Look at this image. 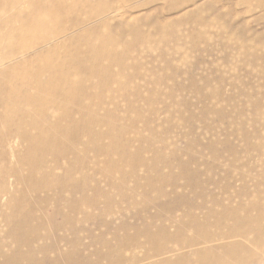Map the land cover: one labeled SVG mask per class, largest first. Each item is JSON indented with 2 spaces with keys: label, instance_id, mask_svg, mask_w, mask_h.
<instances>
[{
  "label": "rangeland",
  "instance_id": "1",
  "mask_svg": "<svg viewBox=\"0 0 264 264\" xmlns=\"http://www.w3.org/2000/svg\"><path fill=\"white\" fill-rule=\"evenodd\" d=\"M103 4L131 23L95 49L112 58L67 57L84 49L63 43L79 31L56 60L31 49L0 64V264H66L69 252L85 264H206L226 245L264 264V0H93L67 17ZM50 64L63 78L77 67L75 88ZM237 208L243 236L216 237ZM206 233L214 240L197 244Z\"/></svg>",
  "mask_w": 264,
  "mask_h": 264
},
{
  "label": "bare ground",
  "instance_id": "2",
  "mask_svg": "<svg viewBox=\"0 0 264 264\" xmlns=\"http://www.w3.org/2000/svg\"><path fill=\"white\" fill-rule=\"evenodd\" d=\"M93 0H12V1H9V0H3V1H0V9H3V8H10L11 9V12L13 14V18L10 19V20H7V19H0V43L7 37V29H9L12 33L11 36H9V39H17L18 41V44L17 46L13 49V50H10L9 52H7L5 55H3L1 58H0V64H8L10 65L12 62H15L17 59L16 55L17 54H24V53H29V51L32 49V53H33V58L32 59H35V60H38L39 58H45L47 57V59L50 57H56L57 53V50L58 48H62L61 46H63V44H61L60 40H62V38H64L65 36H69V34H75L76 32L79 33V31H82L80 32L81 34H79L77 37H75L76 39L74 40H70L69 42L70 43H67L68 41H63L66 42V44H69V46H71V50L72 48L74 49V46H72V43L73 44H76L78 42V40H80L82 38L83 40V46H84V49L83 51H81V53L79 52H76L75 53V56H72V52L71 54L67 53V57H70V58H76L77 60H84V61H89V62H93L95 61V63H97L98 61L102 60V59H108V58H112V55L113 53L112 52H109V50L106 52V51H95V49H97L98 46H101L102 48H104V46H109L110 48L115 45L117 43V40L119 39L120 36H122V34L124 33L123 31H126L127 28H129L131 26V23L130 21L127 19H122L119 17L120 15V8L118 6H114V7H106L104 4H103V7L101 9V11L99 12H94V13H86L85 14V17L82 18V19H79V18H73V19H69L67 16L68 14L71 12V11H74L78 8H83V9H87L89 7V5H91V2ZM102 3H104V0H101ZM94 3V2H93ZM8 4V5H7ZM2 12V11H1ZM119 17V18H118ZM114 22L115 23V27L112 26L110 27L109 25H111V23ZM130 24V25H129ZM89 29H86L88 28ZM131 28V27H130ZM123 29V30H122ZM69 30V32L67 33L66 31ZM110 30V31H109ZM95 38V39H93ZM71 44V45H70ZM60 46V47H59ZM65 46V45H64ZM69 46H65L64 48L66 50H69ZM76 47V46H75ZM69 48V49H68ZM65 50H63L64 52ZM95 51V52H94ZM62 52V53H63ZM66 52V51H65ZM70 52V50H69ZM31 53V54H32ZM60 54V53H59ZM63 55V54H61ZM60 55V56H61ZM66 53L63 55L64 57ZM118 56V55H117ZM59 57V56H58ZM31 58V57H30ZM53 58V60H54ZM57 58V57H56ZM55 58V60H56ZM15 59V60H14ZM117 59V58H116ZM48 61V60H47ZM87 61V62H88ZM108 61V60H107ZM51 62V61H50ZM110 62V61H109ZM10 63V64H9ZM95 63L93 62V64L95 65ZM13 64V63H12ZM91 64V63H90ZM16 65V63L14 64ZM49 65V63L47 64ZM51 65V64H50ZM93 65V66H94ZM52 66V65H51ZM49 66V68L51 67ZM92 66V65H90ZM99 66V64H98ZM41 68H37L35 71V75H38L47 71L46 68H44V66H40ZM61 67V66H60ZM105 67V66H104ZM103 67V68H104ZM108 67V65L106 66ZM48 68V67H47ZM53 68V72L51 73L50 71V75L51 77H54V80L56 78V76H59L60 77V80L62 79L63 83H61L62 85L64 86H68V88L70 87H74L76 86V82L74 80V82L72 81V79H70V76L72 73L71 71L73 70V73L75 72V69H70V73L67 74L68 76L65 75V77L63 78L64 74L60 73V71L58 70H61L60 68L56 67V69H58V74L57 73H54V67L52 66ZM70 68V67H69ZM67 68V70L69 69ZM51 69V68H50ZM64 70H66L64 67H63ZM105 69V68H104ZM107 69V68H106ZM67 70H66V73H67ZM98 69L94 67H87L86 68V71H87V74H92V73H99L97 71ZM109 71V69H107ZM62 71V70H61ZM69 71V70H68ZM77 71V70H76ZM97 71V72H96ZM102 71V70H101ZM63 72V71H62ZM54 73V74H53ZM94 73V74H95ZM107 73V72H106ZM76 74V73H75ZM35 77V79L38 78ZM88 76V75H87ZM48 77V76H47ZM58 78V77H57ZM56 78V79H57ZM38 80V79H37ZM36 80V81H37ZM82 80V78H81ZM40 81V80H39ZM34 82V81H33ZM45 82V81H43ZM51 82V81H49ZM49 82H47L46 84H50ZM54 83V81H52ZM51 82V84H53ZM80 82V81H78ZM82 82V81H81ZM35 83V82H34ZM36 83H39V84H35L36 85V88L38 87H42V84L40 82H36ZM41 84V85H40ZM50 84V85H51ZM33 85V86H35ZM44 85V84H43ZM47 85L45 86L47 88ZM47 88V89H52V87ZM54 85V84H53ZM52 85V86H53ZM56 86V85H55ZM55 86H53V88H55ZM58 86V85H57ZM63 86V88H64ZM62 87L59 85V88ZM35 89V87H33ZM58 87L56 88L59 89ZM75 88V87H74ZM43 89V88H41ZM67 90V88H64ZM56 90L54 91L52 89L53 92H56ZM63 90V89H62ZM76 90V89H75ZM36 91V89H35ZM45 91V89L43 90ZM51 91V90H50ZM59 91V90H58ZM61 91V89H60ZM59 91L60 94H62L61 92ZM63 92V91H62ZM71 92V91H70ZM58 93V92H57ZM56 93V94H57ZM64 93V92H63ZM55 94V95H56ZM69 95V94H68ZM58 96V95H57ZM71 96V94H70ZM47 97V96H46ZM45 97V98H46ZM59 97V100L62 101L60 99V96ZM67 97L66 95L64 97L61 96V98H65ZM29 98V97H28ZM46 99H49V98H46ZM25 100V99H24ZM31 100V99H30ZM58 100V101H59ZM64 100V99H63ZM67 100V101H66ZM64 100L66 101L67 103H69L68 101V97L67 99ZM44 101V100H43ZM46 101V100H45ZM48 101V100H47ZM51 101H53L51 99ZM59 101V102H60ZM32 102V101H31ZM45 103V102H44ZM47 103V102H46ZM51 103V102H49ZM65 102H63L64 104ZM54 104V103H52ZM56 104V103H55ZM54 104V105H55ZM60 104V103H59ZM254 104H257L256 102ZM45 105V104H44ZM50 105V104H49ZM61 105V104H60ZM64 105H67V104H64ZM47 106V105H46ZM62 106V105H61ZM60 106V107H61ZM64 107V106H63ZM62 107V108H63ZM34 126V124H33ZM40 133V132H39ZM41 134V133H40ZM40 134H38V136H40ZM45 134V133H44ZM43 136V134H41ZM41 137V136H40ZM45 137V136H44ZM41 139V138H40ZM43 139V138H42ZM50 144V143H49ZM30 167V166H29ZM68 167V166H67ZM71 167V166H69ZM68 167V169H69ZM119 187V186H118ZM197 188V187H196ZM200 189V188H199ZM71 190V189H70ZM60 191V190H59ZM73 191V190H72ZM83 191V190H82ZM95 191V190H94ZM196 192V190L194 191ZM193 192V193H194ZM202 192V189L201 191ZM75 193V192H74ZM84 193V192H83ZM102 193V192H100ZM199 194V190L196 192ZM96 194V193H95ZM94 194V195H95ZM98 194V193H97ZM96 194V196H97ZM103 194V193H102ZM195 194V193H194ZM198 194H195V196L197 195L198 197ZM86 195V194H85ZM199 197L200 194H199ZM205 197V196H204ZM87 198V197H86ZM94 198V197H93ZM90 200V199H89ZM95 202V200H93ZM93 203V202H92ZM96 203V202H95ZM251 204V202H250ZM250 204H248L250 206ZM75 205V204H74ZM81 205V204H79ZM94 205V204H93ZM247 205V204H246ZM245 205V206H246ZM253 205V204H252ZM243 206V205H242ZM241 206V207H242ZM244 207V206H243ZM242 207V209H244ZM224 208V207H223ZM227 208V207H226ZM232 209V207H230ZM248 208V207H247ZM190 209V208H189ZM228 209V208H227ZM225 209V210H227ZM230 209V210H231ZM242 209L241 208H237L233 211H231L232 213H230V216H229V220L233 222V225L230 227L226 226L227 227V230H223L224 232H220L219 234H216V237L218 235V238H229V237H237V236H243V230L241 228L238 227V225H236V223L238 221L240 222H244L246 219V216L244 215V213L242 214ZM224 210V209H223ZM258 210V208H257ZM213 211V210H212ZM229 212V211H227ZM259 212V211H258ZM208 213V212H207ZM226 213V211L224 212ZM220 214V213H219ZM218 214V215H219ZM258 214V213H257ZM221 215V214H220ZM219 215V216H220ZM228 215V213H227ZM259 215V214H258ZM257 217L260 218V215ZM218 216V218H220ZM224 216V214H223ZM225 217V216H224ZM181 218V217H179ZM226 218V217H225ZM256 218V217H254ZM253 218V219H254ZM263 218H261L262 220ZM173 220V218H172ZM182 220V219H181ZM216 220H217V217H216ZM258 220V219H257ZM219 221V219L217 220ZM193 222V221H192ZM191 222V223H192ZM224 222V220H223ZM225 222H227L225 220ZM247 222V221H245ZM258 222V221H257ZM217 223H221L220 221L217 222ZM235 223V225H234ZM190 224V223H189ZM223 224V223H221ZM225 224V223H224ZM245 224V223H244ZM182 225V224H180ZM197 225V224H196ZM226 225V224H225ZM217 226V225H216ZM220 226V225H219ZM238 228H237V227ZM185 224L184 226H180V230L183 231V229L185 228ZM198 227V226H196ZM225 227V228H226ZM241 227V226H240ZM147 228V227H146ZM188 228V227H187ZM247 228V226H246ZM190 229V228H189ZM188 229V230H189ZM196 233H197V229L195 228V225H193V228H192ZM224 229V226L223 228ZM221 229V230H222ZM249 229V228H248ZM254 229V228H252ZM256 229V228H255ZM254 229V230H255ZM151 230V229H150ZM178 230V229H177ZM191 230V229H190ZM192 230V231H193ZM257 230V229H256ZM259 230V229H258ZM145 231V230H144ZM261 231V230H260ZM260 231H258L260 233ZM219 232V230H218ZM250 234H252V232L254 231H249ZM257 232V231H256ZM264 232V231H263ZM162 233V232H161ZM152 233L148 234V235H151ZM155 234V233H154ZM160 234V233H159ZM171 234V233H170ZM215 234V233H214ZM145 235V234H144ZM200 238L202 240H200V238H198V241H197V244L200 243V241L202 243H209L211 242L213 239V234L211 233H206L205 235H201L199 234ZM257 235V234H256ZM187 236V235H186ZM191 236V235H190ZM145 237V236H144ZM149 236H147V239H148ZM189 238V237H188ZM184 239V238H183ZM254 239V237H253ZM242 240V239H241ZM168 241V240H167ZM230 241V240H229ZM233 241V240H232ZM158 242V241H157ZM224 242V241H223ZM239 242V241H237ZM254 242V240H253ZM170 243V242H169ZM227 243V242H226ZM261 243V242H260ZM137 244V243H136ZM172 244V243H170ZM236 244V243H234ZM240 244V243H239ZM245 244V243H244ZM252 244V243H251ZM104 245V244H103ZM107 245V244H106ZM176 245V243H175ZM232 245V244H231ZM72 246V245H70ZM177 246V245H176ZM189 246V245H188ZM207 246V245H205ZM75 247V246H74ZM170 247H174V246H170ZM230 249L232 246H225V251L224 253H222V257L221 259L217 258L216 260H212L210 259V261L206 264H232V261L234 262H239L240 264H245V259L243 258V256L237 254L236 252H233V249L227 251V249ZM234 247V245H233ZM177 248V247H176ZM240 248V245L239 247ZM156 249V248H155ZM179 249V247H178ZM234 249H236L234 247ZM174 250V249H173ZM210 250V249H209ZM220 250V249H219ZM223 250V249H222ZM246 250V249H245ZM250 250V248H249ZM97 251V250H95ZM104 251V250H103ZM110 251V250H109ZM114 251V250H113ZM150 251V250H149ZM166 251L169 252L170 249H167L166 248ZM203 251V250H202ZM211 251V250H210ZM72 252V251H71ZM132 252V251H131ZM151 252V251H150ZM155 252V251H154ZM160 252V251H159ZM174 252V251H173ZM204 252V251H203ZM96 253V252H95ZM176 253V252H175ZM208 253V252H207ZM70 254V252H69ZM67 256V261H66V264H85L84 262H82V260L78 257H71V256ZM73 254V253H72ZM157 254V253H156ZM100 256V258H103V257H106L105 254L103 253H99L98 254ZM206 255V254H204ZM221 255V254H220ZM193 257V256H191ZM156 259V258H155ZM180 259V258H179ZM222 260V261H220ZM52 261V260H51ZM120 261V260H119ZM159 261V260H158ZM177 261V260H176ZM182 261V260H181ZM117 263V261H114ZM173 262V261H172ZM204 262V259L201 260L199 263H203ZM64 263V262H63ZM97 263V262H96ZM34 264V263H33ZM98 264V263H97ZM109 264V263H108ZM112 264V263H111ZM120 264V263H119ZM168 264V263H167ZM188 264V263H187ZM205 264V263H204ZM247 264V263H246Z\"/></svg>",
  "mask_w": 264,
  "mask_h": 264
}]
</instances>
